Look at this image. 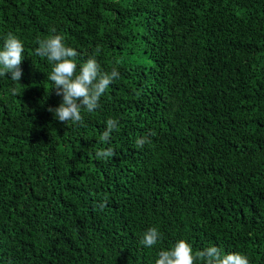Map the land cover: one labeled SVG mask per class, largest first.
I'll list each match as a JSON object with an SVG mask.
<instances>
[{
	"label": "trees",
	"instance_id": "1",
	"mask_svg": "<svg viewBox=\"0 0 264 264\" xmlns=\"http://www.w3.org/2000/svg\"><path fill=\"white\" fill-rule=\"evenodd\" d=\"M9 32L24 60L0 77V264H155L180 239L264 264V0H0V48ZM55 34L77 70L119 71L75 124L48 111L62 96L35 54Z\"/></svg>",
	"mask_w": 264,
	"mask_h": 264
},
{
	"label": "clouds",
	"instance_id": "2",
	"mask_svg": "<svg viewBox=\"0 0 264 264\" xmlns=\"http://www.w3.org/2000/svg\"><path fill=\"white\" fill-rule=\"evenodd\" d=\"M55 32V29L52 30ZM39 47L35 54L46 57L52 63L51 73L48 80L53 82L56 95L62 96V102L58 107H49L54 118L60 122L73 124L82 120L81 110L87 112L95 111L100 105L99 101L109 85L119 78V71L113 67L111 72L102 71L95 55L78 65L76 58L80 55L78 51L64 43V37L59 34L50 35L38 39ZM98 51V50H97ZM24 44L21 39L9 32L2 48H0V77L10 74L12 81L19 82L22 77L21 64L24 60ZM16 95V89H11ZM106 129L101 139L108 141L111 133L117 128L118 121L109 118L106 121ZM150 142L147 137L137 140L139 146ZM114 150L97 151L98 158L114 156ZM105 205L101 204L103 208ZM161 238L159 230L153 226L144 232L140 244L146 248L153 247ZM249 264L245 255L238 252H223L219 247L213 245L202 251L193 253L192 246L184 239L178 240L170 249L160 250L157 254L155 264Z\"/></svg>",
	"mask_w": 264,
	"mask_h": 264
}]
</instances>
